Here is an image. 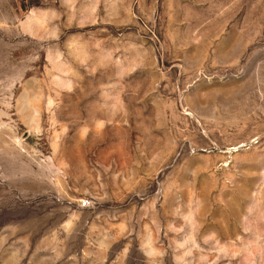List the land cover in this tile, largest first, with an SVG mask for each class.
I'll use <instances>...</instances> for the list:
<instances>
[{
  "label": "rangeland",
  "instance_id": "rangeland-1",
  "mask_svg": "<svg viewBox=\"0 0 264 264\" xmlns=\"http://www.w3.org/2000/svg\"><path fill=\"white\" fill-rule=\"evenodd\" d=\"M0 264H264V0H0Z\"/></svg>",
  "mask_w": 264,
  "mask_h": 264
},
{
  "label": "built area",
  "instance_id": "built-area-1",
  "mask_svg": "<svg viewBox=\"0 0 264 264\" xmlns=\"http://www.w3.org/2000/svg\"><path fill=\"white\" fill-rule=\"evenodd\" d=\"M89 206V201L88 200H83L80 203L81 208H87Z\"/></svg>",
  "mask_w": 264,
  "mask_h": 264
}]
</instances>
